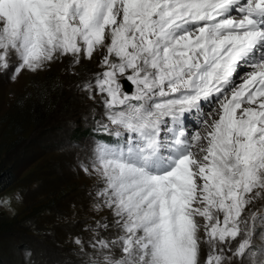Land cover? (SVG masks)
I'll return each instance as SVG.
<instances>
[{
	"label": "snow or ice",
	"instance_id": "obj_1",
	"mask_svg": "<svg viewBox=\"0 0 264 264\" xmlns=\"http://www.w3.org/2000/svg\"><path fill=\"white\" fill-rule=\"evenodd\" d=\"M94 55L81 87L118 140L81 164L113 218L88 264L264 255V0H0V76Z\"/></svg>",
	"mask_w": 264,
	"mask_h": 264
},
{
	"label": "rangeland",
	"instance_id": "obj_2",
	"mask_svg": "<svg viewBox=\"0 0 264 264\" xmlns=\"http://www.w3.org/2000/svg\"><path fill=\"white\" fill-rule=\"evenodd\" d=\"M100 59L74 65L67 57L15 81L0 76V172L13 174L0 193V264H88L95 222L113 219L95 207L98 178L81 170L97 143L118 140L96 131L107 123L104 109L81 87L102 70ZM261 207L264 200L253 210ZM260 238L252 243L261 247Z\"/></svg>",
	"mask_w": 264,
	"mask_h": 264
},
{
	"label": "trees",
	"instance_id": "obj_3",
	"mask_svg": "<svg viewBox=\"0 0 264 264\" xmlns=\"http://www.w3.org/2000/svg\"><path fill=\"white\" fill-rule=\"evenodd\" d=\"M13 174L10 169H5L0 172V193L7 189L12 184ZM25 247L27 246L24 244Z\"/></svg>",
	"mask_w": 264,
	"mask_h": 264
},
{
	"label": "bare ground",
	"instance_id": "obj_4",
	"mask_svg": "<svg viewBox=\"0 0 264 264\" xmlns=\"http://www.w3.org/2000/svg\"><path fill=\"white\" fill-rule=\"evenodd\" d=\"M260 243H261V247H264V238L262 237L260 238ZM260 261H264V259L262 260V255H260L259 253L254 258H247V264H254V262L255 264H260Z\"/></svg>",
	"mask_w": 264,
	"mask_h": 264
},
{
	"label": "water",
	"instance_id": "obj_5",
	"mask_svg": "<svg viewBox=\"0 0 264 264\" xmlns=\"http://www.w3.org/2000/svg\"><path fill=\"white\" fill-rule=\"evenodd\" d=\"M125 88L130 92L132 89V85L128 82H125Z\"/></svg>",
	"mask_w": 264,
	"mask_h": 264
},
{
	"label": "clouds",
	"instance_id": "obj_6",
	"mask_svg": "<svg viewBox=\"0 0 264 264\" xmlns=\"http://www.w3.org/2000/svg\"><path fill=\"white\" fill-rule=\"evenodd\" d=\"M131 91H132V89H131Z\"/></svg>",
	"mask_w": 264,
	"mask_h": 264
}]
</instances>
